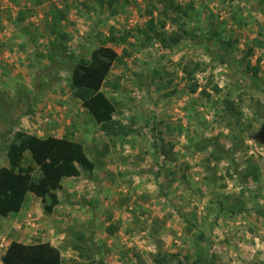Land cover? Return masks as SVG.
<instances>
[{"label": "rangeland", "instance_id": "374dc122", "mask_svg": "<svg viewBox=\"0 0 264 264\" xmlns=\"http://www.w3.org/2000/svg\"><path fill=\"white\" fill-rule=\"evenodd\" d=\"M174 1L195 5L180 18L193 36L165 49L159 38L140 42L139 30L154 18L170 35L180 16L166 18L151 0H120L113 9L95 0H0V167L17 131L68 136L97 164L93 177L64 181L52 214L29 194L20 214L0 217V264L13 241L50 242L64 264H154L159 252L191 264L198 250L203 264H264V0ZM55 24L78 59L102 45L118 52L109 80L119 88L103 92L128 134L103 132L73 97L74 62L48 76ZM39 68L48 90L37 96ZM249 168H258L254 177Z\"/></svg>", "mask_w": 264, "mask_h": 264}, {"label": "trees", "instance_id": "16d2710c", "mask_svg": "<svg viewBox=\"0 0 264 264\" xmlns=\"http://www.w3.org/2000/svg\"><path fill=\"white\" fill-rule=\"evenodd\" d=\"M95 1L99 6L107 5L110 9L117 8L120 2V0ZM151 4L153 10L158 9L166 18L172 14L180 16L178 19H171L179 28L167 35L163 32L166 23H162V30L160 31L154 18H152L146 29L139 30V33L143 35V38L139 39L140 42L149 46L155 38H159L165 49H172L174 44L182 41L185 37L193 36V32L185 28V24L180 22L181 14H188V11L195 10L193 3L183 7L174 0H151ZM159 6L162 8L161 10ZM61 16V19L65 18V16ZM58 29L57 24L52 29L55 40L52 43L54 53L50 57L54 66H52L53 69L50 70L51 74L48 76L66 69L68 61L74 62L75 65L70 68V86L73 97L81 101L83 107L89 111L103 132L115 136L128 134L127 128L121 122L114 120V115L117 113L116 103L103 92L108 85H112L115 89L119 88L118 83L109 80L112 69L120 57L118 52L114 48L102 45L92 50L89 58L81 57L78 59L69 54V50H67L69 36ZM113 41L117 42L118 39L113 37ZM198 44L203 45L206 53L211 57L219 59L211 48L205 45L206 42H199ZM131 46L137 47L135 44H131ZM70 62L69 64H71ZM251 70L253 72L251 79L256 80L260 69L253 67ZM38 71L40 73L37 72L34 78L35 95L37 96L47 89L46 83L43 81L45 75L41 74V72L46 71L40 68ZM185 71L188 72V70ZM161 73L160 70H156L153 76L160 77ZM50 80L52 81V78ZM197 88V86L193 87L191 93H196ZM216 89L218 90V88ZM24 94L22 90L20 95L26 98L27 96ZM225 105L226 111L232 117H236L237 110L234 103L227 101ZM4 112L5 104L0 103V117L4 116ZM236 122L240 123L239 120ZM230 128L234 129L232 125ZM11 134L13 137L5 149L8 166L0 167V217L8 218L11 215L19 214L23 210L29 194L41 199L45 213L52 214L60 205L59 192L63 190L65 179H78L83 175V172L90 177L96 174L97 164L88 156L86 148L81 142H77L68 136L62 138L50 135L40 137L24 131L12 132ZM155 149L161 151L165 158L171 156L164 147H156ZM220 149L222 146H218V150ZM218 150L216 153L219 156V153L222 152L219 151L218 153ZM36 168L39 169V176L35 175ZM257 169L249 168L248 175L254 177ZM174 174L171 175L175 176ZM189 223L195 227L192 222ZM191 226L189 230H192ZM81 239L84 240V236L81 235ZM195 241L199 244L205 242V235L196 236ZM187 259V263L190 264L191 261L189 258ZM153 261L154 264H171L173 261L182 263L178 255L161 252L154 257ZM205 261H207L206 252L198 250L196 259L191 264H203ZM2 262L3 264H64L60 249L50 242L26 244L13 241L5 251Z\"/></svg>", "mask_w": 264, "mask_h": 264}, {"label": "crops", "instance_id": "0c3cea01", "mask_svg": "<svg viewBox=\"0 0 264 264\" xmlns=\"http://www.w3.org/2000/svg\"><path fill=\"white\" fill-rule=\"evenodd\" d=\"M58 138H62V137H58ZM66 180H71V179H65L64 181H66ZM64 183V182H63ZM20 214V213H19Z\"/></svg>", "mask_w": 264, "mask_h": 264}]
</instances>
